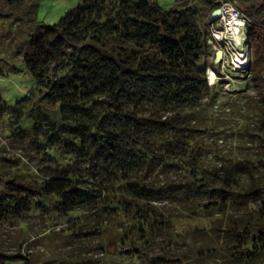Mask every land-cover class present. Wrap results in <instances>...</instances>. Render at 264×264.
<instances>
[{"label": "trees", "instance_id": "trees-1", "mask_svg": "<svg viewBox=\"0 0 264 264\" xmlns=\"http://www.w3.org/2000/svg\"><path fill=\"white\" fill-rule=\"evenodd\" d=\"M193 1L163 9L146 1L78 0L52 25L36 20L35 0L0 4V18L11 14L29 26L22 61L38 88L37 109L45 117V110L61 115L60 122L49 120L53 131L71 125L75 132L63 146L74 164L31 181L0 173V218L22 214L36 197H54L61 212L84 210L85 225L99 224L109 209L135 211L143 235L145 224L152 233L165 224L156 203L182 202L189 213H223L239 203L244 207L222 238L241 264H264V136L256 148L261 186L242 195L218 186L221 176L202 162L205 134L214 129L202 122L200 109L217 97L201 59L210 31ZM222 1L248 22L250 76L264 130V0ZM81 161L88 175L76 166ZM18 262L31 264L20 252L0 251V264Z\"/></svg>", "mask_w": 264, "mask_h": 264}, {"label": "rangeland", "instance_id": "rangeland-1", "mask_svg": "<svg viewBox=\"0 0 264 264\" xmlns=\"http://www.w3.org/2000/svg\"><path fill=\"white\" fill-rule=\"evenodd\" d=\"M35 1L36 20L46 25L56 23L78 4V0ZM132 1L157 3L163 9L175 6V0ZM4 2L0 0V4ZM220 4L221 0L193 1L202 28L210 29L208 18ZM28 28L26 20L17 21L11 14L8 19L0 18V173L18 181L42 179L74 164V158L64 154L63 148L65 142L75 138L71 125L53 131L49 120L60 122L61 115L45 110V117L37 109L38 88L22 61ZM233 46L227 43L225 55L221 53L217 61L218 42L209 33L201 54L208 84L212 83L209 85L217 94L213 104L200 109L202 122L215 130L205 134L208 140L204 142L209 147L202 162L221 176L218 186L242 195L262 184L256 163L261 151L256 153V148L263 143L264 130L258 120L259 105L250 76L254 66L252 44L247 36L239 44L248 57V65L243 68L231 63ZM76 166L88 175L86 163L81 161ZM175 176L174 172L169 175L171 179ZM103 196L111 199L114 194ZM247 206L256 215L257 203L250 201ZM156 207L165 224L155 227L157 233L149 230L151 223L145 224L142 235L135 211L109 209L101 212L99 224L85 225L84 210L61 212L54 197H36L22 214L0 218V251L20 252L31 264H241L221 233L244 205L227 206L223 213L216 208L211 213L200 208L189 213L182 202L156 203Z\"/></svg>", "mask_w": 264, "mask_h": 264}, {"label": "built area", "instance_id": "built-area-1", "mask_svg": "<svg viewBox=\"0 0 264 264\" xmlns=\"http://www.w3.org/2000/svg\"><path fill=\"white\" fill-rule=\"evenodd\" d=\"M218 8H220L221 12L220 17L210 24L209 31L213 38L218 42L219 50L222 55H225L224 47L227 43L234 45L233 49L235 53L233 54L231 63L234 62L237 55H242L244 60L238 62V65H233L235 68H243L248 65V57L246 51L243 48H239V44H242L244 37H246L245 33L248 25L247 19L229 2L222 1ZM209 84L212 83L209 82Z\"/></svg>", "mask_w": 264, "mask_h": 264}, {"label": "water", "instance_id": "water-1", "mask_svg": "<svg viewBox=\"0 0 264 264\" xmlns=\"http://www.w3.org/2000/svg\"><path fill=\"white\" fill-rule=\"evenodd\" d=\"M220 14H221L220 8H215L211 12V14H210V16L208 18V24H212L215 20H217L220 17ZM220 57H221V51H217L216 60L218 61L220 59Z\"/></svg>", "mask_w": 264, "mask_h": 264}, {"label": "bare ground", "instance_id": "bare-ground-1", "mask_svg": "<svg viewBox=\"0 0 264 264\" xmlns=\"http://www.w3.org/2000/svg\"><path fill=\"white\" fill-rule=\"evenodd\" d=\"M244 59L242 58V55H237L236 59L234 60V62L232 64L238 65V62L243 61Z\"/></svg>", "mask_w": 264, "mask_h": 264}]
</instances>
